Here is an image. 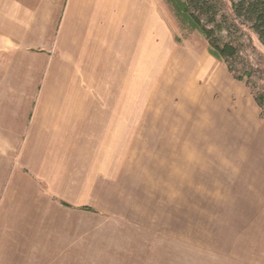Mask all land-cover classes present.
I'll use <instances>...</instances> for the list:
<instances>
[{"label": "crops", "instance_id": "1", "mask_svg": "<svg viewBox=\"0 0 264 264\" xmlns=\"http://www.w3.org/2000/svg\"><path fill=\"white\" fill-rule=\"evenodd\" d=\"M151 2L0 0V264L74 262L61 240L81 245L93 214L264 264V121L245 85L206 56L157 86L162 118L124 108ZM161 193L178 222L157 218Z\"/></svg>", "mask_w": 264, "mask_h": 264}, {"label": "rangeland", "instance_id": "2", "mask_svg": "<svg viewBox=\"0 0 264 264\" xmlns=\"http://www.w3.org/2000/svg\"><path fill=\"white\" fill-rule=\"evenodd\" d=\"M149 1H152L150 23L144 27V31L141 33V41L131 70L132 73L130 71V81L127 83L128 85H125L126 89L123 95V105L128 112L131 107L140 108V126L147 121L144 119L147 118L148 106L152 103L158 108V111H151L154 113L153 117L160 116L162 118L165 108L169 106L166 104L169 98L165 96V91L160 90V93L157 87L160 71L167 63L169 56L175 55L177 51L193 47L210 58L208 45L198 33L181 30L172 12L162 0ZM160 47L163 49L159 64H164L159 67L155 50ZM261 51L264 52V48ZM156 87L158 91L154 92ZM153 100L155 102H152ZM175 103L178 104V101L176 100ZM124 118L125 124L130 127V124L134 122L130 119L131 116L125 115ZM133 132L130 128L123 132L126 142H130L136 136L137 133ZM139 133L141 138L148 140L150 137L148 134L151 132L139 131ZM150 197L157 201L155 205L157 206L156 213L159 215L158 219L178 222L182 216L187 214L178 207H172V202L177 201L175 196L161 193ZM200 213L206 215L210 212ZM109 217L93 214L91 230L84 233L86 253L82 246L84 235L77 238L78 242L82 240V244L75 245V248H70L73 242L72 237L68 238V242L61 240V250L70 249L71 257L76 256L82 260L81 257L86 256L85 263L84 261L80 263L79 259L75 258L74 262L71 260L69 264H231L230 252L200 253L190 246L185 247L178 241L164 238L163 234L160 235L161 233H153L150 229L143 227L125 226L120 221L112 220V217H110L111 219ZM122 242L123 244H121Z\"/></svg>", "mask_w": 264, "mask_h": 264}, {"label": "trees", "instance_id": "3", "mask_svg": "<svg viewBox=\"0 0 264 264\" xmlns=\"http://www.w3.org/2000/svg\"><path fill=\"white\" fill-rule=\"evenodd\" d=\"M162 1L179 28L198 33L209 55L245 85L264 121V0Z\"/></svg>", "mask_w": 264, "mask_h": 264}, {"label": "bare ground", "instance_id": "4", "mask_svg": "<svg viewBox=\"0 0 264 264\" xmlns=\"http://www.w3.org/2000/svg\"><path fill=\"white\" fill-rule=\"evenodd\" d=\"M162 47L156 48L155 52L157 53V63L158 66H162L164 63L159 64V61H161V56H162ZM205 54H200L198 53L195 48H188L185 51H177L175 55L169 56L167 63L164 64L163 68L160 71L158 81H157V86L161 83V81H169L171 80L174 76L177 78L184 77L186 75H191L187 71V67L189 64L195 65L199 67H206L209 66L210 63L207 59ZM189 68V67H188ZM191 77L194 79L196 77L195 73L191 75ZM157 89V88H156Z\"/></svg>", "mask_w": 264, "mask_h": 264}]
</instances>
